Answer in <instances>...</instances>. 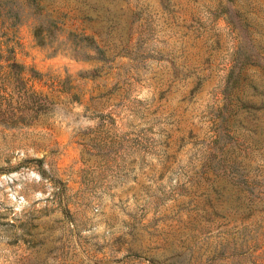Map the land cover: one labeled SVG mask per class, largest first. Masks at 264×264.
Segmentation results:
<instances>
[{
  "label": "rangeland",
  "instance_id": "1",
  "mask_svg": "<svg viewBox=\"0 0 264 264\" xmlns=\"http://www.w3.org/2000/svg\"><path fill=\"white\" fill-rule=\"evenodd\" d=\"M6 2L0 264H264V0Z\"/></svg>",
  "mask_w": 264,
  "mask_h": 264
},
{
  "label": "trees",
  "instance_id": "2",
  "mask_svg": "<svg viewBox=\"0 0 264 264\" xmlns=\"http://www.w3.org/2000/svg\"><path fill=\"white\" fill-rule=\"evenodd\" d=\"M6 1L0 0V11H5L7 8L13 9L12 18L19 20L22 11L14 9V4L7 5ZM41 26L42 24H38L34 27L35 35L41 34ZM93 49L98 50L96 46ZM17 65L16 62L11 61L8 63L9 70L6 73L0 72V121L4 123H29L39 110L46 107L45 96L26 87L25 80L19 74L21 68H16ZM6 81L9 89L1 93V90L6 88L4 85Z\"/></svg>",
  "mask_w": 264,
  "mask_h": 264
}]
</instances>
